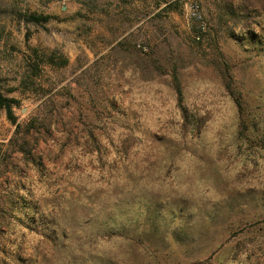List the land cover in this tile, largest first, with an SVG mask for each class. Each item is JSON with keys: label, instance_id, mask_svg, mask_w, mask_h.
<instances>
[{"label": "rangeland", "instance_id": "rangeland-1", "mask_svg": "<svg viewBox=\"0 0 264 264\" xmlns=\"http://www.w3.org/2000/svg\"><path fill=\"white\" fill-rule=\"evenodd\" d=\"M0 88V264H264V0H0Z\"/></svg>", "mask_w": 264, "mask_h": 264}, {"label": "trees", "instance_id": "trees-1", "mask_svg": "<svg viewBox=\"0 0 264 264\" xmlns=\"http://www.w3.org/2000/svg\"><path fill=\"white\" fill-rule=\"evenodd\" d=\"M37 17L33 15L25 16L27 21H36ZM15 103L12 98H7L0 88V108H5L8 116L11 117V107ZM43 134L39 126H34L32 123L25 126L23 130H18V141L20 142V151L25 160L33 164L42 165V162H35V156L30 152L31 145L34 141ZM30 145V146H29ZM40 159V158H39Z\"/></svg>", "mask_w": 264, "mask_h": 264}, {"label": "built area", "instance_id": "built-area-1", "mask_svg": "<svg viewBox=\"0 0 264 264\" xmlns=\"http://www.w3.org/2000/svg\"><path fill=\"white\" fill-rule=\"evenodd\" d=\"M189 7H190L189 9L193 12V16H195V17H199V16H198V12H196V11H198V6H196V5H194V4H191ZM196 39H197V40H200V35H198V36L196 37Z\"/></svg>", "mask_w": 264, "mask_h": 264}]
</instances>
